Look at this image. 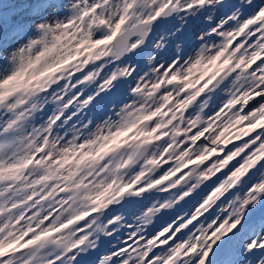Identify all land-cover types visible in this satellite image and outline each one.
Segmentation results:
<instances>
[{
  "label": "snow or ice",
  "instance_id": "6c2138e0",
  "mask_svg": "<svg viewBox=\"0 0 264 264\" xmlns=\"http://www.w3.org/2000/svg\"><path fill=\"white\" fill-rule=\"evenodd\" d=\"M208 6L187 59L131 62ZM0 264H264V0H75L37 25L0 66Z\"/></svg>",
  "mask_w": 264,
  "mask_h": 264
},
{
  "label": "rangeland",
  "instance_id": "374dc122",
  "mask_svg": "<svg viewBox=\"0 0 264 264\" xmlns=\"http://www.w3.org/2000/svg\"><path fill=\"white\" fill-rule=\"evenodd\" d=\"M32 7V5L30 4H25L24 0H0V21L3 22L4 24V39L8 40L11 36V39H17V30L19 29H24L23 26L24 23L22 20H19V18L22 16V14H24L27 11V8ZM17 8V9H16ZM217 7L215 6V10L213 11L211 6L208 7H201V9L199 11H197L195 13V15H184V13L182 12H176V13H171L168 15L167 19H165L163 21V23L158 24L157 28L154 30V34H151V36H149V38H147L144 42L143 47L140 49L139 52H137V54L135 56H133L131 58V62L132 63H138V65L142 66L145 70L147 69L148 65V56H152V54L146 55L145 52H147L149 50L150 47H152L153 44V39L156 38L159 34H171V35H167L166 37L169 38L168 40L171 39L170 42H172L171 44L173 45L169 50H167L168 52H170V59L173 58L176 55H180L183 54L184 57H187V52L185 51L186 49V39H185V34H189V38H191L190 40H196V36L201 33V31H206L208 29V27L213 23V20H215L216 18V12L220 11V15L221 14H225L227 12L226 7H218V9H216ZM224 11V12H223ZM222 12V13H221ZM211 16L212 19H205V17ZM164 16L160 17V20L163 19ZM195 17V20H194ZM199 21H198V20ZM159 20V18H158ZM18 22V23H17ZM19 26V27H18ZM193 26V27H192ZM170 27V28H169ZM192 27V28H191ZM192 30H190V29ZM195 28H197L195 31V34L190 36V33L194 32ZM169 29V30H168ZM167 33H166V32ZM181 31V32H180ZM193 37V39H192ZM131 39V38H130ZM176 41H180L181 45L179 47V51H177V48L175 46ZM195 43V42H193ZM156 53L162 54L165 57L166 53L163 52V49H158L156 51ZM128 55V54H126ZM143 55H146L145 57ZM163 57V61H167L169 60V57L167 56L166 58ZM123 59V57H122ZM27 80V76L21 78L19 80L20 84H23L25 81ZM126 88V86H121L116 92H114L112 95L109 96H102L101 100L98 101L96 107L92 110L93 114H96V112L99 109H102L101 113H103L104 108L110 107V101L116 99L118 100L120 98V96L123 95L124 93V89ZM105 97V98H104ZM103 98V99H102ZM103 100V101H102ZM107 102V104H105ZM99 106V107H98ZM102 107V108H101ZM97 108V109H96ZM95 111V112H94ZM86 116L88 115V113H85ZM35 116V122H37L36 120H39V116L38 114L34 115ZM100 118H103V116H100ZM61 133H63L61 131ZM60 133V134H61ZM129 200H132L133 197H128ZM121 203H123V201H121ZM117 210H119V205L116 206ZM130 207V205H129ZM123 214V213H122ZM172 215V210H165L164 212V216L161 217V221L162 222L164 219H167L169 216ZM125 219H127V216H125ZM154 222L155 218H154ZM126 229H121L120 232H125ZM115 235L113 234L112 237H101V239L103 240V243L105 246H109V245H113L116 243L115 241ZM123 237L121 236V239Z\"/></svg>",
  "mask_w": 264,
  "mask_h": 264
},
{
  "label": "clouds",
  "instance_id": "9594fccd",
  "mask_svg": "<svg viewBox=\"0 0 264 264\" xmlns=\"http://www.w3.org/2000/svg\"><path fill=\"white\" fill-rule=\"evenodd\" d=\"M24 3L32 5V7L27 8L26 11L27 18L25 20V24L31 26V28L33 29V33L26 36L23 40L16 39L15 42H13L11 36L8 40H5L4 24L2 21H0V66H9L12 64L13 54L14 53L18 54L19 50L27 44L29 38L35 34V29L37 25H39L40 23L55 24L58 21H63L65 17L70 13V10L72 8V5L75 3V0H24ZM167 35H171V34H164L161 35L159 38H157L152 44V48L154 50L163 49L165 45L168 43L166 39ZM161 37L163 38L162 46L160 48H157L156 47L157 43H161ZM200 37H201V33H199L196 36V40L200 41ZM180 45L181 42L176 41L175 44L176 48L180 47ZM155 54L156 52L154 51L152 55ZM147 59L148 60L152 59V56H148ZM125 67H127V64L125 65ZM208 67H211V65H209ZM218 70H219V62L217 63L216 69L213 70V74H215V72ZM206 99H208L210 103V98H206ZM197 114H200L199 110ZM158 148L159 146L156 145L154 146L153 150L155 151ZM208 151H213V149H208ZM196 175H199V172H197ZM178 199L179 197H176L175 199L172 200L171 203L173 207ZM165 203H169V201L162 202V205ZM170 209L171 208L164 210H170Z\"/></svg>",
  "mask_w": 264,
  "mask_h": 264
},
{
  "label": "bare ground",
  "instance_id": "6f19581e",
  "mask_svg": "<svg viewBox=\"0 0 264 264\" xmlns=\"http://www.w3.org/2000/svg\"><path fill=\"white\" fill-rule=\"evenodd\" d=\"M217 8L216 9H218V7L219 6H216ZM211 8H212V10L214 11L215 9V7H213V6H211ZM17 9V8H16ZM227 9V8H226ZM224 12V11H223ZM222 13V12H221ZM221 15H223V14H221ZM220 11H217L216 12V19L215 20H218L219 18H220ZM26 12L24 13V14H22V16L19 18V20H24V21H22L23 23H24V25L25 26H23L24 27V29L22 28V29H19V30H17V34H16V36H17V39H20V40H23L26 36H28V35H30V34H32L33 33V29L31 28V26L30 25H27V24H25V20H26ZM194 20H195V17H194ZM198 20V19H197ZM215 20H213V22L215 21ZM199 21V20H198ZM18 23V22H17ZM19 27V26H18ZM193 27V26H192ZM191 27V28H192ZM5 28V27H4ZM170 28V27H169ZM190 29V28H189ZM197 28H195V30H194V32H192V33H190V36H192V35H194L195 34V31H197L196 30ZM169 30V29H168ZM190 30H192V29H190ZM166 32V31H165ZM168 32V31H167ZM166 32V33H167ZM181 32V31H180ZM162 34H159L156 38H154L153 39V43H154V41L157 39V38H159L160 36H161ZM189 34H185V41H186V43H185V45H186V49H185V51H188L187 52V56L190 54V53H192L193 51H195V50H197L198 49V47H199V45H200V43H202V41L200 40V41H194V40H190L191 38H189V36H188ZM196 35V34H195ZM166 39H167V41H168V43L165 45V47L163 48V52L164 53H166V56L164 57L163 56V53L162 54H159V53H156L155 55H152V61H153V64H155V63H163V62H165V61H163V57L164 58H166L167 56L169 57V59H170V52H168L167 50H169L173 45L171 44L172 42H170L171 41V39L170 40H168L169 38H167L166 37ZM192 39H193V37H192ZM15 40L16 39H13V42H15ZM193 42H195V43H193ZM183 43V44H184ZM182 44V45H183ZM182 45H180V46H182ZM156 52L157 50H154L152 47H150L149 48V50L147 51V52H145L146 53V55H149V54H153V52ZM146 55H143L144 57L146 56ZM139 62H137V64H138ZM105 98V97H104ZM103 99V98H102ZM101 100V99H100ZM103 101V100H102ZM105 104H107V102L105 103ZM99 107V106H98ZM102 108V107H101ZM97 109V108H96ZM95 110V109H94ZM101 111H102V109H99L97 112H96V115H100V116H102L101 115ZM95 112V111H94ZM34 115H36V114H34ZM86 115V114H85ZM37 122L36 123H39V120H36ZM65 133H61V135H64Z\"/></svg>",
  "mask_w": 264,
  "mask_h": 264
},
{
  "label": "water",
  "instance_id": "95a60500",
  "mask_svg": "<svg viewBox=\"0 0 264 264\" xmlns=\"http://www.w3.org/2000/svg\"><path fill=\"white\" fill-rule=\"evenodd\" d=\"M167 17H168V16H164L163 19L160 20V18H159V20L157 19L156 21L153 22V24L151 25V27H150V29H149V34H148V36L145 38V40H146L147 38H149V36H151V34H154L153 32H154V30L157 28L158 24L163 23V21H164L165 19H167Z\"/></svg>",
  "mask_w": 264,
  "mask_h": 264
}]
</instances>
